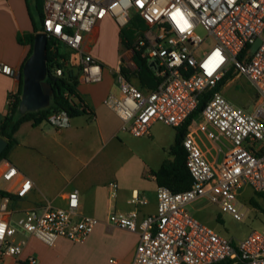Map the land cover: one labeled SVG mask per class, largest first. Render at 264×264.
Listing matches in <instances>:
<instances>
[{"label": "built area", "instance_id": "1", "mask_svg": "<svg viewBox=\"0 0 264 264\" xmlns=\"http://www.w3.org/2000/svg\"><path fill=\"white\" fill-rule=\"evenodd\" d=\"M42 31L80 55V80L97 83L103 68L84 53L87 35L109 19L129 45L116 68L119 93L104 101L134 137H150L156 123L182 127L209 92L200 116L188 126L183 139L190 189L173 192L157 189L155 214L140 219L137 210L111 214L116 227L139 234L133 264H264V229L253 230L234 241L195 219L188 206L201 201L219 209L217 219L229 215L238 222L248 219L251 208L240 198L245 188L251 198L264 199V0H41ZM198 28L207 34L203 38ZM212 45H206V39ZM261 45L253 53L252 46ZM134 56L148 62L156 87L143 91L130 82L123 69H137ZM0 71L12 69L0 64ZM246 77L257 94L252 112L227 100L219 84L231 73ZM61 75V70L57 71ZM14 95L9 96L12 107ZM66 111L51 113L46 122L57 130L71 124ZM0 179L21 177L8 161ZM33 181L22 176L17 192L24 197ZM115 195L118 185H110ZM133 203L145 199L134 195ZM10 198L0 204V257L21 258L31 238L49 247L59 240L84 243L99 219L80 212L79 193L67 196L66 208L47 205L23 213L12 221ZM17 235L22 238L17 239ZM27 264H37L29 256Z\"/></svg>", "mask_w": 264, "mask_h": 264}, {"label": "crops", "instance_id": "2", "mask_svg": "<svg viewBox=\"0 0 264 264\" xmlns=\"http://www.w3.org/2000/svg\"><path fill=\"white\" fill-rule=\"evenodd\" d=\"M30 12L27 0H0V64L12 69V74L0 71V125L9 111V96L17 95L21 88L20 74L30 55L31 46L19 41L34 31ZM102 35L105 50L98 47ZM126 48L112 21L107 19L100 23L85 37L83 50L102 66L103 79L84 83L79 76L77 85L88 113L72 117L70 126L61 130L46 121L23 123L15 134L17 143L0 161V170L8 161L21 176L12 181L0 179V190L11 195L8 197L12 221L27 211L47 205L66 208L68 194L78 191L80 212L99 219V224L84 243L61 239L54 247H49L31 238L21 258L0 257V264H27L29 256L36 258L37 264L134 263L139 234L114 226L109 217L133 210L138 211L140 219L156 213L159 186L153 171L165 160L173 159L169 150L175 144L178 128L172 131L170 138L161 139L165 156L152 165L125 142L124 138L130 134L122 130L120 118L104 101L110 94L119 93L115 70L121 57L127 54ZM79 61L81 67L80 58ZM137 71L138 68L128 72ZM128 80L140 88L135 76ZM155 87L154 80L153 86L140 89L151 91ZM22 176L31 179L33 187L24 197H19ZM112 183L118 185L115 195H112ZM134 195L145 199V203H133ZM3 197L0 194V204ZM20 238L22 236L17 235V239Z\"/></svg>", "mask_w": 264, "mask_h": 264}, {"label": "trees", "instance_id": "3", "mask_svg": "<svg viewBox=\"0 0 264 264\" xmlns=\"http://www.w3.org/2000/svg\"><path fill=\"white\" fill-rule=\"evenodd\" d=\"M27 3L31 10L30 13L34 25V31L33 33H29L21 37L19 41L22 44H28L31 46V55L33 51L34 37L43 30L42 23L44 14L43 3L41 0H27ZM35 12L38 17V21L35 18ZM125 37L126 36L121 38L122 44L125 47H128L129 45L125 42ZM59 44L60 42L54 38H49L48 40V77L46 81H48L55 90L49 107L36 112L22 113L20 111V103L22 97L23 81H21V88L18 94L14 95L15 101L12 107L9 108L5 120L0 125V137L4 138L8 142V146L1 155L0 161L7 157L9 151L17 143L15 134L23 123L32 121L34 124H39L43 121H46L51 113L61 110L66 111L71 117L88 113L87 106L83 103L80 95L77 92L79 76L74 75L73 72L68 69V59L65 54L60 52L58 47ZM134 61L137 65L138 71L134 74H130L128 71H126V69H123V72L127 75V78L135 76L141 89H147V87L150 85L153 86L155 78L151 65L138 56H134ZM81 69L82 68L80 67V72ZM58 70H61V75L57 74ZM235 76H237V72L231 71V73L227 75L219 84V88H222ZM208 99L209 92L204 93L195 113L182 127L177 129L175 144L170 149V155L173 159L165 160L157 171H153V175L156 178L158 186L167 187L173 192H182L191 188L193 180L186 167V152L183 147V139L188 126L192 123V120L195 117L200 115ZM0 194L2 196L11 197V195L1 190ZM251 202L254 204L253 199ZM262 211L264 213V208Z\"/></svg>", "mask_w": 264, "mask_h": 264}, {"label": "rangeland", "instance_id": "4", "mask_svg": "<svg viewBox=\"0 0 264 264\" xmlns=\"http://www.w3.org/2000/svg\"><path fill=\"white\" fill-rule=\"evenodd\" d=\"M36 20L38 17L36 12L34 13ZM198 33L206 38L207 34L203 29L198 28ZM109 41V40H107ZM206 45L210 47L212 45V39H206ZM105 40L103 35L100 37L98 47H102L105 50ZM59 50L65 54L68 59V69L73 72L74 75L80 76V55L75 51H72L64 44H59ZM224 97L229 100L233 105L238 108H243L248 112H252L257 101L256 90L249 82V80L242 76L237 75L228 81L222 90ZM201 116L195 117V123H198ZM173 130L176 128L166 125L164 123H157L152 128L151 137H134L126 136L125 142L132 146L134 152L148 164H155L161 158L165 156L164 145H161V139L170 138L173 134ZM170 155V150H169ZM254 196L250 188H245L240 201L243 204L248 205L251 208L248 219L244 222H238L229 215H223L222 220L219 221L217 216L219 209L206 201H201L194 205L188 206V210L191 215L198 221L215 229L219 234L232 239L234 241H240L244 239L253 230L262 231L264 229V199L254 198V204L251 202V198ZM257 205V206H256Z\"/></svg>", "mask_w": 264, "mask_h": 264}, {"label": "water", "instance_id": "5", "mask_svg": "<svg viewBox=\"0 0 264 264\" xmlns=\"http://www.w3.org/2000/svg\"><path fill=\"white\" fill-rule=\"evenodd\" d=\"M48 36L45 33H38L34 37L33 51L25 61L20 74L23 81L20 111L36 112L49 107L51 98L54 95L53 86L46 81L48 77L47 69V45ZM261 45L258 39L252 46L254 53ZM154 67V64H151ZM8 146V142L0 137V157Z\"/></svg>", "mask_w": 264, "mask_h": 264}]
</instances>
